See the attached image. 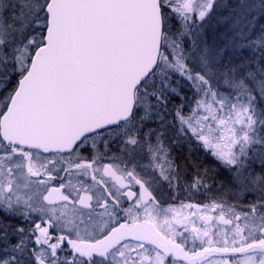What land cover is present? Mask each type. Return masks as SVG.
I'll return each instance as SVG.
<instances>
[{
    "label": "snow or ice",
    "instance_id": "6c2138e0",
    "mask_svg": "<svg viewBox=\"0 0 264 264\" xmlns=\"http://www.w3.org/2000/svg\"><path fill=\"white\" fill-rule=\"evenodd\" d=\"M0 264H264V0H0Z\"/></svg>",
    "mask_w": 264,
    "mask_h": 264
},
{
    "label": "trees",
    "instance_id": "16d2710c",
    "mask_svg": "<svg viewBox=\"0 0 264 264\" xmlns=\"http://www.w3.org/2000/svg\"><path fill=\"white\" fill-rule=\"evenodd\" d=\"M176 153L179 155L180 157V161L181 163L191 159V160H196L197 162L205 160V156L201 153L198 152L194 149L190 150V147L187 143H185L182 147L177 148L176 149ZM207 163V161H205ZM209 167H211L212 165L210 163H208Z\"/></svg>",
    "mask_w": 264,
    "mask_h": 264
},
{
    "label": "rangeland",
    "instance_id": "374dc122",
    "mask_svg": "<svg viewBox=\"0 0 264 264\" xmlns=\"http://www.w3.org/2000/svg\"><path fill=\"white\" fill-rule=\"evenodd\" d=\"M177 102H179L178 99H177ZM194 150H195V149H194ZM160 195H161L162 198L165 199L166 201H171V199H172V196H171V194L168 192V190H167L166 187H165L164 189L161 190ZM179 195L183 196V195H186V194L183 193V192H181V193H179ZM176 203L179 204L180 201L177 200Z\"/></svg>",
    "mask_w": 264,
    "mask_h": 264
},
{
    "label": "flooded vegetation",
    "instance_id": "af4514ba",
    "mask_svg": "<svg viewBox=\"0 0 264 264\" xmlns=\"http://www.w3.org/2000/svg\"><path fill=\"white\" fill-rule=\"evenodd\" d=\"M202 153V152H201ZM203 154V153H202ZM85 155H87V153H85ZM204 155V154H203Z\"/></svg>",
    "mask_w": 264,
    "mask_h": 264
}]
</instances>
